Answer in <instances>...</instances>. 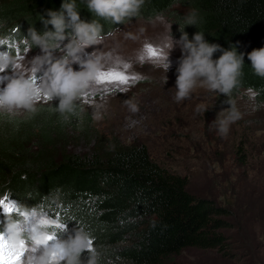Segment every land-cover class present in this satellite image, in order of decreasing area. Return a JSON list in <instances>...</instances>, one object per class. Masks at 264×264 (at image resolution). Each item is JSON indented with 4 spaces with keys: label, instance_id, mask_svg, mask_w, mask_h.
I'll list each match as a JSON object with an SVG mask.
<instances>
[{
    "label": "trees",
    "instance_id": "obj_1",
    "mask_svg": "<svg viewBox=\"0 0 264 264\" xmlns=\"http://www.w3.org/2000/svg\"><path fill=\"white\" fill-rule=\"evenodd\" d=\"M62 3H74L82 20L98 17L87 9V0H0V21L25 15L22 28L31 21L40 26ZM192 10L200 22L185 26L189 39L200 31L208 42L244 53L241 82L231 99L248 115L247 125L264 129L259 113L264 78L254 74L247 56L264 47V0H144L139 15L165 14L180 36L179 24ZM249 88L256 93L254 108L240 111L239 97ZM227 99L215 93L219 107H230ZM58 102L21 116L0 114V194L13 188L28 204L52 202L64 221L74 220L67 222L72 230L78 225L94 238L96 264H169L188 247L225 249L223 230L233 225L227 206L191 192L189 177L162 166L144 142L102 131L77 103L75 114L65 118L55 110ZM243 150V145L237 150L241 166L248 163ZM90 256L82 253V259Z\"/></svg>",
    "mask_w": 264,
    "mask_h": 264
},
{
    "label": "rangeland",
    "instance_id": "obj_2",
    "mask_svg": "<svg viewBox=\"0 0 264 264\" xmlns=\"http://www.w3.org/2000/svg\"><path fill=\"white\" fill-rule=\"evenodd\" d=\"M35 6L37 4L33 9L39 13L41 10ZM177 10L183 14L187 12L183 7ZM159 15H163L170 25L169 34L178 39L171 20L165 14ZM24 16L16 15L13 21L21 22ZM157 16L133 17L97 45L99 49H111L110 64L105 71H125L127 75L145 81L135 88L123 87L119 94L95 99L91 101V107L82 100L76 103L92 118L96 106H101L103 118L93 119L99 129L116 132L125 141L134 138L144 142L152 157L162 166L189 177L188 189L191 192L209 196L231 210L232 215L228 219L233 225L223 230L227 235L225 249L188 247L172 256L169 264H264V129L247 125L245 119L248 115L243 114L229 126L227 136L222 137L214 120L219 112L229 107L216 105L215 93L203 88H197L190 99L181 103L173 100L180 49L176 48L171 53L172 67L166 74V84H163L165 74L162 70L154 69L151 61L141 62L139 59L144 55V44L155 42L166 31L165 26L156 20ZM92 19L98 25L108 23L102 17ZM127 33L136 35L138 39L127 38ZM123 64L128 65L126 70ZM6 74L10 72L0 75V78ZM4 83L6 81L0 83V88ZM95 92L100 93L95 98L103 94L100 87L93 84L85 90L86 94ZM246 93L247 89L239 97L240 111L254 108L255 96L250 98ZM126 100L135 103L138 111L132 112L125 104ZM198 106L207 109L204 113H197ZM259 113L264 114V108ZM25 114L28 113L21 115ZM4 116L9 117L7 114ZM240 145L244 146L243 153L247 154L245 166L239 165L237 160Z\"/></svg>",
    "mask_w": 264,
    "mask_h": 264
},
{
    "label": "clouds",
    "instance_id": "obj_3",
    "mask_svg": "<svg viewBox=\"0 0 264 264\" xmlns=\"http://www.w3.org/2000/svg\"><path fill=\"white\" fill-rule=\"evenodd\" d=\"M143 4L144 0H87V9L98 17L121 24L138 16ZM156 20L165 26L166 31L155 42L144 44V48L151 46L156 50V58L151 60L153 68L163 71V84H166V74L172 67L171 53L179 48L181 55L175 69L173 100L181 103L190 99L197 88L225 95L230 107L219 112L214 123L219 134L226 137L229 126L242 118L231 96L241 82L244 53L210 43L200 31L189 39L185 26H197L200 22L196 10L189 12L183 24H179L181 35L178 39L172 33L169 34L170 25L163 15H158ZM42 22L45 27L43 33L30 28L23 41L26 53L32 46L41 50V54L35 55L29 62L30 67L25 69L19 63L23 57L19 56L18 50L17 55L12 56L11 49L16 47L14 44L0 50V73L10 72L0 78V83L6 81L0 88V114L16 116L25 112L35 113L38 103L52 102L57 98L59 102L56 111L65 118V114H75L76 101L85 95V90L97 79L103 67L101 60L111 55L97 54L95 49L86 53L87 48L101 43V29L95 22L82 20L74 3H62L59 11L49 10L48 18ZM48 25L52 26L51 30ZM140 31L143 32L144 29ZM126 36L132 40L138 39L132 33H127ZM5 44L8 42L0 39V46ZM57 50L62 55L57 56ZM217 52L220 55L214 58ZM247 56L254 74L264 78V47L254 48ZM73 64H78L79 70H74ZM38 73L41 75L37 76ZM246 94L250 98L256 95L251 88L247 89ZM125 104L132 112L138 111L131 100H126ZM100 108L101 106H96L94 120L103 118ZM206 109L207 107L198 106L196 112L204 113ZM18 211L24 216L37 212L21 206ZM3 215V228L10 236L11 244L0 242V264H60L61 261L64 264H96L94 238L83 228L76 227L72 232H67L66 227V238L57 237L55 232L48 230V225L61 223L59 219L41 218L31 224L30 232L26 234L24 219H13L10 209ZM2 237L3 233L0 232V238ZM53 237L56 238L53 240ZM29 239L30 244L27 243ZM85 251L91 254L86 260L82 259Z\"/></svg>",
    "mask_w": 264,
    "mask_h": 264
},
{
    "label": "snow or ice",
    "instance_id": "obj_4",
    "mask_svg": "<svg viewBox=\"0 0 264 264\" xmlns=\"http://www.w3.org/2000/svg\"><path fill=\"white\" fill-rule=\"evenodd\" d=\"M7 45V44H5ZM4 46V45H3ZM3 46H0V50H4L5 48ZM156 58V50L153 49L151 46H146L144 48V55H142L139 59L141 62H144L145 60L151 61ZM119 67V65H118ZM123 69H127L128 65L123 64ZM38 80V77H36ZM139 77L137 76H130L127 75L125 71H118V70H108L103 71L101 70L98 74V77L95 81L92 82V84L95 85H111L115 88L116 91L123 92L124 85L129 84L130 82H134ZM107 89H105L106 91ZM83 102L87 104L88 106H92V102L90 99L82 98ZM20 207V204L18 201L15 200V198L9 197L7 195L0 197V213H5L6 210H11V214L15 216L18 219H24L26 221L24 227L26 234L30 232L31 224L34 223L36 220H39L41 218H45L47 220H55L50 218L49 214L47 212H40V213H29L27 216L22 215L18 209ZM4 216V215H3ZM68 221H74L72 218H68L64 223L59 224H50L48 225V229H50L52 232L56 233L57 237H62L63 233L66 230L67 222ZM78 227V225H77ZM0 232L3 233V237L0 238V242H5L7 244H11V238L10 236L4 231V228H0ZM56 237H53L54 240ZM52 240L49 241L51 243ZM27 243H31V240L29 239ZM88 253V252H87ZM25 255H27V252H25ZM60 264H64V261H61Z\"/></svg>",
    "mask_w": 264,
    "mask_h": 264
}]
</instances>
